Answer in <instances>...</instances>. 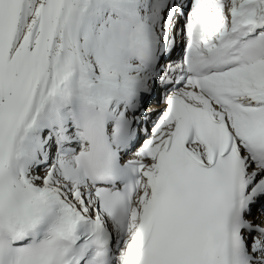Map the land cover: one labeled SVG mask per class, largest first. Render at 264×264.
Here are the masks:
<instances>
[{"label": "snow or ice", "instance_id": "1", "mask_svg": "<svg viewBox=\"0 0 264 264\" xmlns=\"http://www.w3.org/2000/svg\"><path fill=\"white\" fill-rule=\"evenodd\" d=\"M0 264H264V0H0Z\"/></svg>", "mask_w": 264, "mask_h": 264}]
</instances>
